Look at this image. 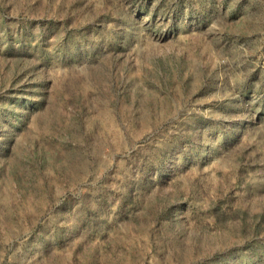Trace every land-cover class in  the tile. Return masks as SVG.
Listing matches in <instances>:
<instances>
[{"label":"rangeland","instance_id":"rangeland-1","mask_svg":"<svg viewBox=\"0 0 264 264\" xmlns=\"http://www.w3.org/2000/svg\"><path fill=\"white\" fill-rule=\"evenodd\" d=\"M0 264H264V0H0Z\"/></svg>","mask_w":264,"mask_h":264}]
</instances>
